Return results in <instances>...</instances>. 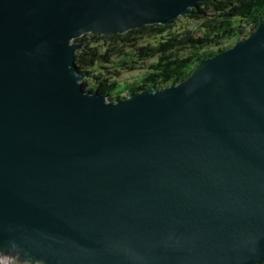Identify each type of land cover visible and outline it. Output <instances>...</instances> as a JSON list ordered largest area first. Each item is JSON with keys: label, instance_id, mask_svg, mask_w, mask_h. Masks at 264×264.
I'll list each match as a JSON object with an SVG mask.
<instances>
[{"label": "water", "instance_id": "1", "mask_svg": "<svg viewBox=\"0 0 264 264\" xmlns=\"http://www.w3.org/2000/svg\"><path fill=\"white\" fill-rule=\"evenodd\" d=\"M206 0H0V261L264 259V18L178 83L83 88L82 35Z\"/></svg>", "mask_w": 264, "mask_h": 264}, {"label": "trees", "instance_id": "2", "mask_svg": "<svg viewBox=\"0 0 264 264\" xmlns=\"http://www.w3.org/2000/svg\"><path fill=\"white\" fill-rule=\"evenodd\" d=\"M185 17L191 18L186 25L199 21L200 30L177 24V18L168 24L113 35L92 32L75 39L83 43L75 56L83 88L119 100L124 93L130 96L185 80L201 61L257 28L264 18V0H206L197 2ZM138 69L143 72L136 79L121 78L122 72ZM257 264H264V259Z\"/></svg>", "mask_w": 264, "mask_h": 264}, {"label": "rangeland", "instance_id": "3", "mask_svg": "<svg viewBox=\"0 0 264 264\" xmlns=\"http://www.w3.org/2000/svg\"><path fill=\"white\" fill-rule=\"evenodd\" d=\"M190 17H185V16H181L180 19L178 20L177 24L179 25H184L185 28H193L195 30H200V26L201 24L199 23V21L195 20L193 23H190V25H186L185 21L190 20ZM191 22V21H190ZM231 42L230 43H226V46H231ZM234 44V43H233ZM225 46V47H226ZM143 71H140V69L138 70H134V71H129V72H122L121 78L128 80V81H132L134 79H136ZM125 97H128L127 94L124 93Z\"/></svg>", "mask_w": 264, "mask_h": 264}, {"label": "built area", "instance_id": "4", "mask_svg": "<svg viewBox=\"0 0 264 264\" xmlns=\"http://www.w3.org/2000/svg\"><path fill=\"white\" fill-rule=\"evenodd\" d=\"M0 264H6L5 259L2 262L0 261ZM17 264H20V262H18Z\"/></svg>", "mask_w": 264, "mask_h": 264}]
</instances>
